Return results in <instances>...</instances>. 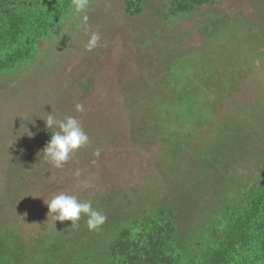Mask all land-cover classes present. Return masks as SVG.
Returning a JSON list of instances; mask_svg holds the SVG:
<instances>
[{
  "label": "rangeland",
  "instance_id": "1",
  "mask_svg": "<svg viewBox=\"0 0 264 264\" xmlns=\"http://www.w3.org/2000/svg\"><path fill=\"white\" fill-rule=\"evenodd\" d=\"M44 31L0 71V264H143L154 245L192 264L264 171V0H88ZM52 113L90 141L59 169ZM60 192L105 224L55 221Z\"/></svg>",
  "mask_w": 264,
  "mask_h": 264
},
{
  "label": "trees",
  "instance_id": "2",
  "mask_svg": "<svg viewBox=\"0 0 264 264\" xmlns=\"http://www.w3.org/2000/svg\"><path fill=\"white\" fill-rule=\"evenodd\" d=\"M71 5L72 0H0V71L23 60L31 52L26 41L29 45L31 40L39 42L44 30L54 26ZM174 64L169 60L165 69L176 71ZM147 105H137L143 111L139 114L141 127L143 122L147 124ZM260 168L264 170L263 164ZM260 173L250 190L215 218L218 222L211 239L201 246L192 264H264V171ZM157 246L143 264H173L175 257L165 259Z\"/></svg>",
  "mask_w": 264,
  "mask_h": 264
},
{
  "label": "clouds",
  "instance_id": "3",
  "mask_svg": "<svg viewBox=\"0 0 264 264\" xmlns=\"http://www.w3.org/2000/svg\"><path fill=\"white\" fill-rule=\"evenodd\" d=\"M87 6L88 0H72V8L76 13H84ZM84 19L87 20V16H84ZM100 39L99 34L91 33L86 45L87 50L93 51L99 45ZM75 107L77 112L84 110L83 105L79 103ZM43 120L46 128L52 131V136L42 150V158L57 169L62 168L70 156L90 142L81 122L73 116L57 120L52 113L47 114V118ZM94 155L99 157L100 150L97 149ZM74 175L79 177L81 171L77 169ZM89 186L87 183L81 185L83 188ZM44 202L49 209V216H53L55 221H71V227H78L82 215L87 218L86 226L89 231L98 230L107 220L106 215L94 209L91 202H81L76 195L60 192Z\"/></svg>",
  "mask_w": 264,
  "mask_h": 264
}]
</instances>
